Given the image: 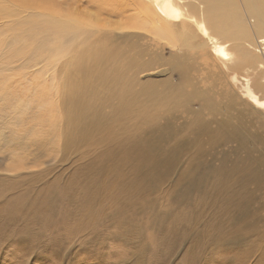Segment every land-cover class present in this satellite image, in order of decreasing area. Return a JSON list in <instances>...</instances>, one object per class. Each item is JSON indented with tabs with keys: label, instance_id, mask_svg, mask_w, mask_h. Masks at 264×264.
<instances>
[{
	"label": "rangeland",
	"instance_id": "1",
	"mask_svg": "<svg viewBox=\"0 0 264 264\" xmlns=\"http://www.w3.org/2000/svg\"><path fill=\"white\" fill-rule=\"evenodd\" d=\"M101 1L0 0V264H264V110L147 0Z\"/></svg>",
	"mask_w": 264,
	"mask_h": 264
},
{
	"label": "bare ground",
	"instance_id": "2",
	"mask_svg": "<svg viewBox=\"0 0 264 264\" xmlns=\"http://www.w3.org/2000/svg\"><path fill=\"white\" fill-rule=\"evenodd\" d=\"M147 1L153 9L150 15L145 17L141 13V17L151 24L154 31L159 29L161 37L166 36L169 42L178 43L186 37L196 39L197 47L230 74L231 81H238L251 106L258 111L264 110V0ZM87 2L99 13L104 7L101 0ZM116 3L119 13H124L125 9V12L133 10V2L121 0L122 8L120 1L116 0ZM62 16H58L55 29L44 30L43 34L33 38V53L37 59L50 52L64 54L68 50L69 41L73 38L72 23L66 22ZM87 16L103 21L96 12ZM118 26L123 28L125 25ZM173 27H180L187 36L171 34ZM26 36L31 38L32 34Z\"/></svg>",
	"mask_w": 264,
	"mask_h": 264
}]
</instances>
